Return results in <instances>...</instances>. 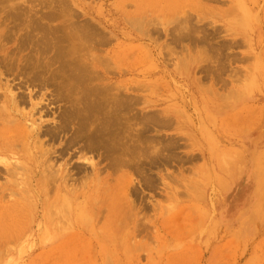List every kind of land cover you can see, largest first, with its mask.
Segmentation results:
<instances>
[{"label":"rangeland","instance_id":"obj_1","mask_svg":"<svg viewBox=\"0 0 264 264\" xmlns=\"http://www.w3.org/2000/svg\"><path fill=\"white\" fill-rule=\"evenodd\" d=\"M41 1L52 34L84 29L106 38L60 45L74 51L75 74L84 75L70 91L81 84L117 93L125 138L119 168L104 161L102 188L83 196L38 197L23 169L20 180L9 178L22 187L0 194V229L24 235L0 246V264H264V0ZM43 54L45 61L52 53ZM27 104L17 107L22 122L41 130L56 123L63 102L41 119ZM127 133L136 166L127 165Z\"/></svg>","mask_w":264,"mask_h":264},{"label":"bare ground","instance_id":"obj_2","mask_svg":"<svg viewBox=\"0 0 264 264\" xmlns=\"http://www.w3.org/2000/svg\"><path fill=\"white\" fill-rule=\"evenodd\" d=\"M41 2V0H0V75L4 76H1L3 79L5 78L3 83L0 82V103L2 104V106H0V173L3 177L0 176L1 179H5L2 186H0V194H3L6 189L21 191L19 186L22 187V185L18 182H11L9 178L15 177V180H18V175H21L18 169H23L28 171L29 178L26 177L29 180H27L28 183H30L28 185L29 187H33V192H35L38 197L43 196L48 191V193H51L52 190H54L56 194L64 191L68 196L71 190V195L75 197L80 195L83 196L84 188H89V186L97 187V190L102 188L101 185L104 184V181L100 176V172L106 171V166H108L104 161L108 159L111 165H116L117 169L119 168V164H116V155L120 149L119 141L121 139L118 138H125L121 135L118 136L120 134L118 132V113H121V101H119L117 93L109 94L108 91H85L81 84L79 89L82 91H70V88L77 84L74 83L72 79L77 78L78 74L80 78L84 75H80L82 72L78 71V73L75 74L76 68L72 66L75 61L74 51L72 52L70 48L64 49V45H60V40H71L74 37L84 39L87 34L90 36L98 35L99 37H97L99 40L97 39L96 41L103 45L102 43L105 44L106 38L100 32H89V30L86 31L84 29L79 31L77 28H75L77 32L69 31L67 34L63 33L62 36H58L57 34H52L53 32H57L56 29H49L50 27L48 28L47 24H45L46 35L43 32H41L43 33L41 35V28L43 26L44 30L45 26L42 24L41 12L39 13ZM47 7L49 8V6ZM48 14L50 15L51 13ZM49 15L47 16L49 17ZM87 37L90 39L89 36ZM48 51L52 54L48 55L47 58L45 56L46 60L44 61L42 55L44 56L43 53L47 55ZM79 55L77 56L79 57ZM59 57L61 59L57 60ZM95 57L94 59H96ZM102 59L101 61L98 59L100 64L104 63H102ZM82 60L81 57V61ZM55 63L58 65L50 69V66ZM84 81L86 82V80ZM81 82H83V80ZM50 84L53 85L55 91H42L44 89L46 90L47 86ZM85 85L86 84H84V86ZM62 89L66 91H62ZM73 94H75L74 97ZM128 98V104H125L124 108L127 113H130L129 117L131 120L134 116L132 113L133 104L131 101L135 99V97L133 98L132 95H128L127 99ZM70 100L72 103L68 105ZM26 102L29 104L30 110H36L35 113H38L39 119H41V114H43V116H46L48 113L54 115V112L52 113L51 111L52 108H56L55 105L59 102H63V104L60 106L57 105V108L62 107V109L57 115L58 119L56 123L40 130L39 127L35 126L36 128H34V122L30 124L22 122V118L25 114L22 110H18L17 107ZM123 110L124 109H122V111ZM127 120L130 121L129 119ZM130 123L131 122H129V124ZM124 124H122L123 126L121 125L123 127L122 130H124V127L125 129L129 128L131 133L133 128L130 129V127H126L128 123H126L127 125ZM131 124L130 126L132 127ZM128 133L127 135L125 134L127 141L129 140V144H126L128 147L125 150V152L127 151L128 164L125 163L132 166L135 155L134 151L136 149H134L135 142L133 140L135 138H133L131 135L133 133H131L128 139ZM145 141L146 140H144V142ZM95 156L98 160L94 161ZM12 158H14L13 161H11ZM121 158L122 157H120V159ZM120 159L118 158V160ZM119 163L121 164L120 161ZM134 166H136V163ZM88 169L90 171H88ZM134 169H136V167ZM27 171L25 172L27 173ZM114 172L112 174H114ZM139 173L141 172L139 171ZM16 174H18V177ZM106 174L110 176L108 172H106ZM124 177L126 179V176ZM32 182H34V184H31ZM130 182L131 181L128 179L126 183L129 185ZM68 185L73 188L67 189ZM44 196L46 197V195ZM68 199L69 197L67 199L63 197L61 201L67 204V202L72 201L70 199L68 201ZM53 206L54 205H52V207ZM50 212L52 213V210ZM50 215L52 218L54 217L52 214ZM1 224L3 226L4 222L0 220V227ZM5 229V227L0 229L2 231L1 234H3H0V246H6L13 242L16 244L24 235L23 231H9V234H6L7 231Z\"/></svg>","mask_w":264,"mask_h":264}]
</instances>
